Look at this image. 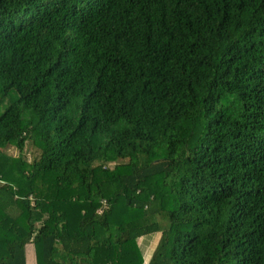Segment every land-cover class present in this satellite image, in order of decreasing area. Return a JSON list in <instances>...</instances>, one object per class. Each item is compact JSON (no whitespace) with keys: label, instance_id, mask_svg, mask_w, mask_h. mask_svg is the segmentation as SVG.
<instances>
[{"label":"trees","instance_id":"trees-1","mask_svg":"<svg viewBox=\"0 0 264 264\" xmlns=\"http://www.w3.org/2000/svg\"><path fill=\"white\" fill-rule=\"evenodd\" d=\"M144 242L264 264V0H0V264H143Z\"/></svg>","mask_w":264,"mask_h":264},{"label":"crops","instance_id":"crops-1","mask_svg":"<svg viewBox=\"0 0 264 264\" xmlns=\"http://www.w3.org/2000/svg\"><path fill=\"white\" fill-rule=\"evenodd\" d=\"M31 198V197H30ZM88 198L91 200H101V189L98 183H93L89 186ZM34 204V200H31V205ZM155 220H157L160 229L167 228L170 225V220L165 211H161L155 215ZM158 234L152 236V240L149 243L148 250L152 244L157 240ZM117 239V228L116 225H104L99 228H94L91 237V245L100 244V243H114ZM29 260L34 258V249L33 244H30L28 249ZM66 264H90L86 257L74 256L67 254L64 258ZM34 260V259H33ZM60 260V259H59Z\"/></svg>","mask_w":264,"mask_h":264},{"label":"rangeland","instance_id":"rangeland-1","mask_svg":"<svg viewBox=\"0 0 264 264\" xmlns=\"http://www.w3.org/2000/svg\"><path fill=\"white\" fill-rule=\"evenodd\" d=\"M5 178V177H4ZM101 189V188H100ZM34 198V197H33ZM99 227H102V225H97L96 226V228H99ZM140 243H141V241H140ZM145 246H147V244L144 242L143 243V250H144V258H143V264H146V262L148 261L147 260V258H148V256H149V254H148V252H147V250H146V248H145ZM33 263V259L31 260V264Z\"/></svg>","mask_w":264,"mask_h":264},{"label":"built area","instance_id":"built-area-1","mask_svg":"<svg viewBox=\"0 0 264 264\" xmlns=\"http://www.w3.org/2000/svg\"><path fill=\"white\" fill-rule=\"evenodd\" d=\"M28 196H29V197H32V194H31V193H29V194H28Z\"/></svg>","mask_w":264,"mask_h":264}]
</instances>
